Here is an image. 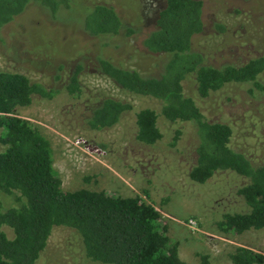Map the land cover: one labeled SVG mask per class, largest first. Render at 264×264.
Listing matches in <instances>:
<instances>
[{"label": "rangeland", "instance_id": "374dc122", "mask_svg": "<svg viewBox=\"0 0 264 264\" xmlns=\"http://www.w3.org/2000/svg\"><path fill=\"white\" fill-rule=\"evenodd\" d=\"M199 1L202 30L191 38L190 48L203 56L205 65L240 66L264 56V0ZM62 3L56 13L28 4L0 28V70L21 74L52 91L50 98L32 95L30 104L14 114L37 125L49 142L61 191H102L152 205L161 215L158 222L165 236L178 244V257L186 264H196L198 254H206L210 264H231L227 255L237 246L264 256V229L236 235L216 228L223 215L248 211L236 194L247 180L225 170L214 172L203 184L191 182L188 172L197 144L193 126L167 122L159 114L157 100L123 91L97 70V60L105 59L141 76L157 77L162 72L168 56L148 53L142 45L161 0ZM95 4L111 6L133 34H86L83 25ZM77 68L79 92L69 95L65 87ZM257 82L262 90L229 83L205 98L196 95L192 76L181 85L184 96L193 100L207 122L230 128L228 146L264 168V72ZM105 97L128 103L131 110L110 128L90 130L86 119ZM145 108L155 112L161 134L152 146L135 139L134 114ZM77 139L91 151L75 145ZM11 206L12 198L0 194V210ZM2 230L12 237L8 228ZM34 264L99 263L84 256L73 230L55 227Z\"/></svg>", "mask_w": 264, "mask_h": 264}, {"label": "trees", "instance_id": "16d2710c", "mask_svg": "<svg viewBox=\"0 0 264 264\" xmlns=\"http://www.w3.org/2000/svg\"><path fill=\"white\" fill-rule=\"evenodd\" d=\"M62 2L65 0H0V28L28 4L56 13ZM83 30L89 36L133 34L114 9L104 4L91 7ZM201 30V1L161 0L153 28L142 45L148 53L168 56L162 72L157 77L141 76L105 59L97 60V70L119 89L157 100L159 114L167 122L193 126L197 144L195 162L188 172L191 182L203 184L214 172L225 170L247 180L236 194L248 211L223 215L216 223L221 233L237 235L264 229V168L233 151L228 146L230 128L207 122L193 100L184 96L181 85L192 76L199 98L229 83L251 84L262 90L257 78L264 72V56L240 66H207L203 56L190 48L191 38ZM77 75L78 68L65 87L69 95L79 92ZM51 94L21 74L0 70V194L14 202V206L0 210V264H34L55 227L73 230L81 240L84 256L95 263L186 264L178 257V244L165 236L158 222L161 215L152 205L102 191H61L49 142L37 125L14 114L15 109L30 104L32 95L50 98ZM129 110L128 103L105 97L91 110L87 127L110 128ZM156 119L155 112L146 108L134 114L137 142L152 146L161 138ZM3 227L11 231L10 239ZM227 257L231 264H264L262 254L241 246ZM197 259L196 264H210L206 254H198Z\"/></svg>", "mask_w": 264, "mask_h": 264}, {"label": "built area", "instance_id": "2783aa9c", "mask_svg": "<svg viewBox=\"0 0 264 264\" xmlns=\"http://www.w3.org/2000/svg\"><path fill=\"white\" fill-rule=\"evenodd\" d=\"M74 144H75V145L82 146V148L85 149V150L91 151V150H89V149L87 148V146L84 145L85 143H84L83 141L79 140V139H77V140L74 142ZM93 152H96V150L93 149ZM188 223L191 224V225H193L192 222H190V221H188Z\"/></svg>", "mask_w": 264, "mask_h": 264}]
</instances>
